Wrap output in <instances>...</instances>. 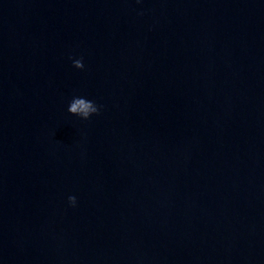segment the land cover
<instances>
[{"label":"water","instance_id":"water-1","mask_svg":"<svg viewBox=\"0 0 264 264\" xmlns=\"http://www.w3.org/2000/svg\"><path fill=\"white\" fill-rule=\"evenodd\" d=\"M0 264H264V0H0Z\"/></svg>","mask_w":264,"mask_h":264},{"label":"clouds","instance_id":"clouds-1","mask_svg":"<svg viewBox=\"0 0 264 264\" xmlns=\"http://www.w3.org/2000/svg\"><path fill=\"white\" fill-rule=\"evenodd\" d=\"M139 2V0H137ZM73 66L77 69H83L84 63L83 59H77ZM102 106L97 105L93 100L91 99H85V98H79L76 99L75 102L71 105L69 108V112L74 113L76 116L80 117L81 119L88 120L93 115L99 114L100 108ZM68 203L71 206H76L77 200L75 196H69L68 197Z\"/></svg>","mask_w":264,"mask_h":264}]
</instances>
